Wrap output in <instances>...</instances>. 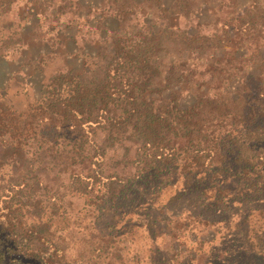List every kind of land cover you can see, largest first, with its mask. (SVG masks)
Masks as SVG:
<instances>
[{"label": "trees", "instance_id": "trees-1", "mask_svg": "<svg viewBox=\"0 0 264 264\" xmlns=\"http://www.w3.org/2000/svg\"><path fill=\"white\" fill-rule=\"evenodd\" d=\"M17 1L0 0L6 20H0L1 60L27 50L20 31L34 15L73 32L69 38L82 51L74 53L81 57L78 67L43 77L39 97L29 100L25 112L0 88V264H66L50 230L51 215L45 216L35 193L50 173L55 179L69 173L70 184L77 192L81 185L84 194L89 182L100 180L96 219L105 220L107 230L140 213L145 221L131 225L126 218L127 230L103 237L127 240L129 227H136L154 247L151 264L168 256L166 246L165 253L156 247L155 214L165 207L155 206V198L177 184L169 204L185 199L191 220L233 228L198 264H264V0H250L220 32L207 36L144 20L143 3L163 0H106L92 14L90 5L80 13L79 0H50L56 7L48 14L49 2L35 12L33 0H25V14L16 13L24 22L11 30L14 22L7 18ZM106 12L114 27L94 21ZM230 35L250 46L245 51L229 45ZM37 39L49 48L43 57L54 54L48 40ZM167 51L174 58L164 60ZM42 61L26 66L41 73ZM192 68L199 69L198 78ZM110 162L111 171L99 168ZM255 211L262 219L258 231L248 220Z\"/></svg>", "mask_w": 264, "mask_h": 264}, {"label": "rangeland", "instance_id": "rangeland-1", "mask_svg": "<svg viewBox=\"0 0 264 264\" xmlns=\"http://www.w3.org/2000/svg\"><path fill=\"white\" fill-rule=\"evenodd\" d=\"M43 2L51 4L50 0H33L35 12H40L49 4L42 5ZM79 2L81 3L80 13L84 14L89 10V5L91 14L95 11L94 6L103 10L107 5L106 0H79ZM149 3L148 1L143 3L142 17L147 21L151 19L150 21L155 23V27L167 25L171 28V26L177 25L191 30V32H198L207 36L211 35L214 30L220 32L222 24L229 22L236 13L242 12L250 0H163L164 4L155 6L154 4L149 5ZM25 6V0H18L12 6L13 10L7 18V20L14 22L11 30H16L17 24L24 22L16 16V13L19 11L24 15ZM51 7H56V2L47 7L46 14L51 10ZM32 10L33 8H31ZM99 18L106 26L114 27L116 25L108 12L103 15H95L94 21ZM0 20L6 21L4 17H1ZM23 24L25 27L20 32L27 43V50L25 49L26 51L20 56L13 53V60L5 62L0 59V88L4 90L6 99L19 112H25L29 100L39 97L41 81L45 75L48 76L52 71L67 66L78 67L81 63V57L75 56L74 53L82 51L78 50L81 45L74 43L69 38L73 32L62 30L63 25L61 24L44 21L42 15H34ZM47 25L54 26V29L50 32L46 31ZM80 29L82 32L86 31L82 26ZM38 36L49 41V46L53 47L55 55L42 56L47 54L49 48L40 39H37ZM84 37L88 38L86 35ZM77 40L80 42L83 39ZM60 41L64 42V47H59ZM83 43L88 44L85 40ZM229 45L237 46L245 51L248 49V45L250 46L247 39L235 35H230ZM86 48V52L89 51L90 48L88 49V46ZM95 50L96 48H91L92 52ZM163 57L164 60L174 58L168 55V51L163 54ZM193 57L194 54H190V58ZM37 58L43 59L40 67L41 73L35 71L33 65L26 66L27 63H31V60L34 61ZM21 65L19 73L16 72L17 67ZM23 68L24 71H22ZM195 70L194 78H198L199 69L196 68ZM187 96V100H191L190 95L187 94ZM117 152L120 153L121 151ZM110 154L109 152L108 155L110 156ZM99 168H102L104 172H109L111 171V162L110 164L99 165ZM131 172L128 170L123 174L125 176ZM68 174L67 176L63 175L62 179L53 178L51 173L48 176L45 175L42 177V186L38 187L37 192H35L45 205L43 207L45 216L51 215L50 230H53L54 240L65 251L66 264H151L147 258L150 255L155 256L154 247L136 227H129L131 233L127 240L122 239V237L120 239L109 236L103 237L109 232L124 231L125 227L128 226L125 223L126 218L131 225L141 223V220L145 221V218L140 213L139 215L132 213L131 216L127 217L129 213L123 216L122 221H119L113 230H107L105 220L97 221L96 219L99 214L98 204L100 201L96 194L98 193L97 190L100 189L101 181L94 178L86 186L87 190L84 194L81 185L80 191L77 192L76 186L70 184L71 178H68ZM179 188L180 184H177L164 189L156 196L154 202L157 207H165L163 213L158 211L155 214L158 217V225L155 228L156 247L160 249L161 253L168 251L165 253L168 255L167 261L165 260L166 262L162 264H185L191 258H193V264H198L200 259L202 261L205 259L207 262L209 257L214 254L211 252V249L215 247L214 244H218L216 246L219 247L221 242L229 239L233 228L225 229L218 225L207 226L201 221L191 220L189 218L191 212L187 209L188 207H185L190 203L185 202V199L175 200L169 204V199ZM116 220L117 218H115ZM248 220L253 231L262 229V219L257 211L252 212ZM166 224L169 225L166 227ZM231 225H234V222ZM213 235H215V240L211 242L209 239ZM174 240L179 241V246L174 245ZM164 246L167 248L165 251H163ZM222 248L223 246L218 251ZM159 257L161 260L163 255Z\"/></svg>", "mask_w": 264, "mask_h": 264}]
</instances>
